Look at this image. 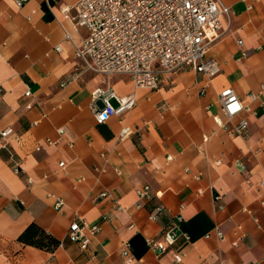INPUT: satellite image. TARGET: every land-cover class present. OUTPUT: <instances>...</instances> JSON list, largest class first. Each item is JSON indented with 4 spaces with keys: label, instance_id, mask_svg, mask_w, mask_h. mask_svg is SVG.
<instances>
[{
    "label": "crops",
    "instance_id": "1",
    "mask_svg": "<svg viewBox=\"0 0 264 264\" xmlns=\"http://www.w3.org/2000/svg\"><path fill=\"white\" fill-rule=\"evenodd\" d=\"M16 1L0 0V264H124L125 243L131 264H264V0H218L229 9L209 50L220 73H159L156 90L81 67L75 0ZM98 87L135 106L96 124ZM224 88L245 108L232 120L247 121L245 136L219 125ZM177 217L179 238L160 254L149 241ZM73 221L87 225L86 250L67 237ZM30 224L59 241L54 252L18 242Z\"/></svg>",
    "mask_w": 264,
    "mask_h": 264
},
{
    "label": "built area",
    "instance_id": "2",
    "mask_svg": "<svg viewBox=\"0 0 264 264\" xmlns=\"http://www.w3.org/2000/svg\"><path fill=\"white\" fill-rule=\"evenodd\" d=\"M23 2L17 0L16 5L20 7ZM70 11L73 13L70 17L73 28L86 32L74 46V57L86 72L102 76L104 83H108L111 76L122 75L136 89L156 90L159 73H173L183 68H190L207 78L220 73L219 65L209 55V50L221 35V17L228 15L229 9L220 5L218 0H75L74 5L66 10ZM65 37L69 39V35ZM30 96L29 90L24 93V97ZM92 98L103 105L94 111L98 125L135 106L132 97H118L109 87L96 88ZM249 98L253 100L256 96L250 94ZM112 99L116 101V107L110 104ZM217 102L227 119L226 124L219 125L234 135L245 136L247 121L241 119L232 123L245 109L239 97L232 89L224 88L218 93ZM26 108H31V105ZM130 134L131 129L124 127L120 139ZM59 166L62 167L63 163ZM148 190V187L137 190L138 200L150 201L152 196ZM60 206L58 201L55 208ZM164 212L163 207L157 206L148 219L156 221ZM180 222L179 217L175 218L163 230L159 241H149L150 247L160 254L167 252L179 238ZM86 228L85 222L73 221L67 230L68 239L79 245L81 250H86L89 244L84 234ZM98 229L97 225L88 228L91 235ZM218 236L221 237L220 234ZM129 251V244H123L121 255L125 259L124 264H131ZM175 259L180 261L178 256Z\"/></svg>",
    "mask_w": 264,
    "mask_h": 264
},
{
    "label": "trees",
    "instance_id": "3",
    "mask_svg": "<svg viewBox=\"0 0 264 264\" xmlns=\"http://www.w3.org/2000/svg\"><path fill=\"white\" fill-rule=\"evenodd\" d=\"M18 242L25 246L52 253L59 246V241L40 229L35 224H30L18 237Z\"/></svg>",
    "mask_w": 264,
    "mask_h": 264
}]
</instances>
